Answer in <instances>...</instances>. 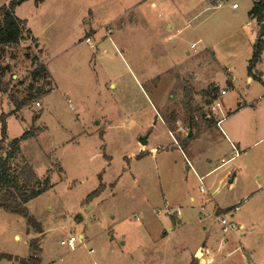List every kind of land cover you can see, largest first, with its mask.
<instances>
[{"label": "rangeland", "instance_id": "obj_1", "mask_svg": "<svg viewBox=\"0 0 264 264\" xmlns=\"http://www.w3.org/2000/svg\"><path fill=\"white\" fill-rule=\"evenodd\" d=\"M11 1L0 0V8ZM234 4L238 10H233ZM134 5L136 15L129 14ZM251 7V0L19 3L15 15L27 22L23 39L0 45V140L4 121L8 136L4 149L33 125L39 128L36 138L22 143L14 163L17 167L26 160L41 182L49 179L50 188L28 204L42 234L28 233L24 218L0 211V254L29 257L27 232L29 241L41 240L42 264H183L205 246L213 245L217 251L227 238L229 244L213 264H264L262 181L251 175L237 180L229 192L233 175L225 178L217 201L221 206L235 203L240 211L238 231L224 235L215 216L204 218L197 203H190V195L204 192L183 156L190 142L185 87L194 89L196 123H204L217 102L222 105L219 120L227 115L225 109L264 92V84L247 82L253 47L243 26ZM185 12L190 15L184 20ZM169 13L181 19L175 23L182 31L174 29L164 41L170 34ZM134 15L140 23L131 26ZM120 17L125 20L119 21ZM126 21L130 25L118 28ZM111 22L113 39L104 38V28L92 35L91 28L111 30ZM200 34L208 46L196 43ZM159 35L165 46L159 44ZM262 40L264 45V36ZM204 46L211 52L196 60ZM226 69L235 89L228 86ZM259 69L264 72V51ZM213 78L224 94L212 90ZM207 91H212L210 96ZM45 92L17 109L24 99ZM142 138H148L144 146ZM224 152L213 151L209 157L213 167L230 157ZM140 154L144 157L138 159ZM235 163L225 164L202 184L207 193L210 184L216 180L217 187ZM101 183L105 185L101 193L86 202ZM254 187L257 193L251 195L254 191L248 193L247 188ZM167 211H179L181 223ZM245 217L252 224L241 228ZM71 236L78 239L75 249L61 246ZM0 264L19 263L2 259Z\"/></svg>", "mask_w": 264, "mask_h": 264}, {"label": "crops", "instance_id": "obj_2", "mask_svg": "<svg viewBox=\"0 0 264 264\" xmlns=\"http://www.w3.org/2000/svg\"><path fill=\"white\" fill-rule=\"evenodd\" d=\"M254 1L255 0H251L252 2L251 9L253 8ZM136 10L138 9H136L134 5L133 7L129 8L127 12L129 14L136 15L135 13ZM188 12H185L182 16L184 20L187 19V16L190 15ZM91 15L93 17H96L93 11H91ZM135 15H134L133 22L131 23V26H134V24L138 25L140 23L139 17L137 16L135 17ZM168 15L170 16L167 19L168 22L166 24V29L168 30L170 34L169 35L167 34L169 38H167L165 35L164 41H167L172 37L171 31H175L174 29H176L177 33L182 31V29H179L180 26L178 25V23H175L181 19L177 16L175 17L173 14L171 15L170 13ZM123 20H125V18L120 17L119 21H123ZM119 21H116V22H119ZM129 23L130 22H127V21L125 23L123 22L122 26L118 28L123 29V27L130 25ZM110 25H111V28H110L111 30H107V28L102 27V26H100V29L91 28L93 30L92 35H95V33L97 34L99 30L102 31L101 28H104L107 31L105 32L106 36L104 38L109 37L110 39H113L115 35V31H113V29L115 30V28L113 27L112 22L110 23ZM259 28H260V25L258 24V22L255 19L251 18L249 15L248 23H246V25L243 26V33L245 34L246 38L250 41L253 47V51H254L255 44L257 43V40H258V35L260 33ZM204 34H206V32H204ZM204 34H200L201 37L199 38L198 42L196 41V43L197 44L199 42L206 43L204 45L208 46L207 42H205L206 39H205ZM162 38L163 36L159 35V44ZM37 42L41 44L39 40H37ZM161 44L165 46L166 42L162 43L161 41ZM192 45H191V48H192ZM206 46H204L205 51L196 55L197 57L196 60L204 59L205 53L211 52L210 47H206ZM192 49L196 50V47ZM166 53H167V50L162 51L159 55L162 56ZM262 56H263V52L261 54V59L254 70V76L250 75L248 72L247 82L249 86H251L255 82H260L264 84V72L259 69L260 64L262 63ZM223 70L225 69L223 68ZM226 70L228 72V76H227L228 86L231 89H235V85L233 82L234 78L232 77L231 73H229V69H226ZM211 84H214V87L212 88V90L215 89V92L219 91L220 93H223L222 90L224 89H221V86L218 85L219 82H217V80L213 78ZM241 103L242 102H239L236 108L228 109V110L225 109L224 111L226 112L227 115L219 120L217 117L219 115L218 110L219 108H221L222 105L220 104V107L216 109L217 110L216 114L213 113V110L215 107H212L210 114L205 116L204 123H196L195 128H194V132L196 134L195 139L190 141L184 147L185 153L183 154V156H184V159L189 164L187 166V169L191 167L194 170L195 179L197 178L200 181L201 187H203L205 190L203 193L204 195H198L196 197L194 195L192 196L190 195L189 201L190 203L193 204V206L194 204L197 203L196 206L202 211V215L204 218H212L213 216L216 217L217 211H226L233 207H237L235 203L232 205H227V206L222 205L221 206L220 205L221 201L220 202L217 201L218 198L216 194H218L221 191L223 185L225 184L224 183L225 178L228 177L230 179L231 176L233 175L232 178L229 180V183L230 184L232 183L228 187L229 192L234 191L237 180H240V182H242L246 180L248 177H250L251 175H254V178L257 181H262L264 185V92L260 96H258V98L254 100H249V102L245 101L243 105ZM196 119H197V116H196ZM215 134L219 136H215ZM147 143H148V138H147ZM215 150H218L221 152L226 150V152L224 153L229 152L230 157L227 160L225 158H222L221 164L219 166L213 167V163L209 157H211V154ZM156 152L157 151H153L154 154ZM222 160L226 161L225 163L226 165H228L231 162H234V163L237 162V164L235 163L234 168L232 170H228L226 172V175L219 180V185H217V187H216V180L213 181L212 184H210V187H208L209 189L207 188L208 190V193H207L205 186H203L204 185L203 183L206 182L209 178H211L214 173L220 171L221 169L224 168V166H226L225 164L222 163ZM260 186L261 185L259 184L258 187ZM262 187L264 188V186ZM255 189H256L255 187L247 188V191L248 193L254 191L251 195H255L257 193ZM205 196H207V198ZM238 201L236 203H238ZM239 211H240V208H239ZM178 212L175 213L174 211H172L170 213L174 214L172 215L174 216L172 217L173 220H177L178 223H181V221L177 218L180 216L179 214L180 212L179 213ZM234 220L237 222L236 213L234 214ZM242 223L243 225L241 226V228H243L244 225L252 224L249 221V219H247L246 217L243 218ZM170 230H172V228H170ZM251 232H254V229H252ZM164 235H167V233L165 232ZM233 236L235 238L236 235H233ZM26 237L28 239V242L26 244H28L29 234H27V232H26ZM16 238L19 239V237H16ZM82 238L83 237H81V239ZM229 241L230 239L226 238V241L224 242L225 244L219 243L217 251H215V246L213 245L209 247L205 246L199 252L201 253L200 260L198 259V255L197 257L195 255H192L190 256L188 260L184 259L183 264H193L196 262V260L199 262V264H213L216 258L218 257L217 253L221 254L226 249V244L228 245ZM223 258L226 260L227 257L224 256Z\"/></svg>", "mask_w": 264, "mask_h": 264}, {"label": "trees", "instance_id": "obj_3", "mask_svg": "<svg viewBox=\"0 0 264 264\" xmlns=\"http://www.w3.org/2000/svg\"><path fill=\"white\" fill-rule=\"evenodd\" d=\"M28 0H13L9 4L0 8V45L19 44L23 39V29L26 26V20H21L15 15V9L20 2ZM36 5L43 3L44 0H34ZM217 0H213L215 3ZM250 17L255 19L260 26L264 24V0H255L253 8L249 13ZM260 35V33H259ZM258 35V37H259ZM264 45L263 40H257L255 44L252 58L249 61L248 72L254 76V70L261 59ZM52 88L49 92H52ZM212 91H207V96H210ZM47 94V92L39 94L38 97L30 96L18 103L17 109L21 110L24 106L30 105L36 99ZM194 89L187 86L184 89V108L187 111L189 120L191 118L193 129L196 125V109L193 107ZM207 104H211L208 102ZM5 119V115H2ZM39 115H35L38 119ZM40 132L39 128L34 125L30 130L25 132L21 137L13 139L8 147L4 144L8 138L7 125L5 121L2 123V133L0 140V211L22 217L26 221L27 232L34 231L35 234H42L43 229L41 223L30 214L28 204L41 196L50 188L49 179L41 182L26 160L16 167L14 161L21 153V145L23 142L36 138ZM194 138H188L191 141ZM144 157L140 154L137 158ZM105 185L101 183L100 187L87 196L86 202L99 195L104 189ZM225 211H217L222 214ZM31 255L27 258H17L9 254H0V260L7 259L9 261H16L19 264H42L40 254L42 253L41 240L39 237L32 238L29 243Z\"/></svg>", "mask_w": 264, "mask_h": 264}, {"label": "built area", "instance_id": "obj_4", "mask_svg": "<svg viewBox=\"0 0 264 264\" xmlns=\"http://www.w3.org/2000/svg\"><path fill=\"white\" fill-rule=\"evenodd\" d=\"M153 6L155 7L156 4H153ZM233 8L234 9H237L238 8V5L237 4H234L233 5ZM86 42L87 43H90L91 40L90 39H87ZM195 47H196V45L193 44L192 45V48H195ZM222 94H224V92ZM37 105L40 106L39 103H37ZM219 107H220V103L217 102L216 103V107L213 110V113L214 114L217 113V110L216 109H218ZM222 163L225 164L226 161L225 160H222ZM201 191L202 192L205 191L203 187H201ZM238 211H239V207H235L234 209L231 208L229 210H226L222 214H218L217 213L216 220L220 224L221 229H222V233L224 235H227V234H230V233H233V232L238 231L239 226H238L237 222L234 220V214L237 213ZM167 212H170V211H167ZM77 242H78V239L75 236H71L68 240L61 241L60 244H61V246H68L71 249H75V245H76Z\"/></svg>", "mask_w": 264, "mask_h": 264}, {"label": "water", "instance_id": "obj_5", "mask_svg": "<svg viewBox=\"0 0 264 264\" xmlns=\"http://www.w3.org/2000/svg\"><path fill=\"white\" fill-rule=\"evenodd\" d=\"M22 3V2H20ZM264 36V24H262L261 26V31H260V35L258 37V41L261 40ZM189 133H188V137L191 138L193 136V126H192V121L191 118L189 120ZM143 146L147 144V138H142L141 142H140ZM201 253L198 254V257L200 256Z\"/></svg>", "mask_w": 264, "mask_h": 264}]
</instances>
